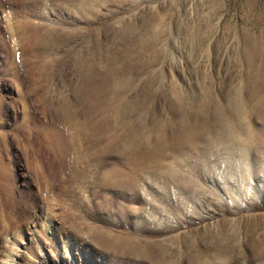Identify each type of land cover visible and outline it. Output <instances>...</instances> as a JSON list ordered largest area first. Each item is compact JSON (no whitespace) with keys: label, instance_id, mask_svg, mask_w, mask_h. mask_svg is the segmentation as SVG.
<instances>
[{"label":"rangeland","instance_id":"rangeland-1","mask_svg":"<svg viewBox=\"0 0 264 264\" xmlns=\"http://www.w3.org/2000/svg\"><path fill=\"white\" fill-rule=\"evenodd\" d=\"M263 115L264 0H0V264H264Z\"/></svg>","mask_w":264,"mask_h":264},{"label":"bare ground","instance_id":"bare-ground-1","mask_svg":"<svg viewBox=\"0 0 264 264\" xmlns=\"http://www.w3.org/2000/svg\"><path fill=\"white\" fill-rule=\"evenodd\" d=\"M136 158L140 162L143 161V156L138 155ZM159 159H160V157H159ZM140 162H139V164H140ZM137 165H136V168H134V170H132V168H131L130 169L131 171L129 170L128 173H125V174L124 173H121V174L116 173V174H119V176H118L119 179L117 178L118 179L117 182H115L114 180L112 181L111 176H110L111 179L105 178L106 179L105 181L112 183V185L116 184V185L121 186L123 188L128 187L130 192H132L135 195L137 194L138 196H140V197H136L135 200L144 202L143 204H146V206L148 207V211L144 215L134 217V221H132L134 235L138 236L139 234H142L144 232L152 233V234H155L156 236L165 235L166 233H169L170 229H172L173 224H174V217L172 216L169 205L164 203V201L170 199L172 193L175 192V189L177 188V186H175L174 183L172 182L173 179L172 180L171 179L170 180H167V179L162 180V179H160L159 175H155L152 172H148V173L146 172V175L141 177L138 174L139 169H138ZM157 167H158V164H157ZM159 171H160V169H159ZM113 174H115V173H113ZM113 174H111V175H113ZM115 176H117V175H115ZM115 176H114V178H115ZM108 182H107V184H108ZM212 185L215 186L217 184L215 182H212ZM160 200H164V201L161 202ZM3 213H4L2 215L3 217L4 216H5V218L9 217V220L6 223L7 224L6 232L8 233L7 236L12 234V237L8 236L10 243L12 245L10 246V251L7 252V254L6 253L4 254L3 264H18L17 249L19 248L18 247L19 235L16 233V231L12 230L14 227V224L16 222L11 217L14 212L12 210L10 212L9 211L6 212L4 210ZM50 226H51L50 222L47 221L45 228L46 227L49 228ZM179 227H182L181 224L178 225L177 228H179ZM96 237H97L96 239H98V236H96ZM99 238L101 239L102 236L99 235ZM102 241H103L102 243H104V240H102ZM32 258H34V257H32ZM27 264H40V261L35 260V259L29 260V261H27ZM54 264H68V263L63 262L60 259H58L56 262H54Z\"/></svg>","mask_w":264,"mask_h":264}]
</instances>
